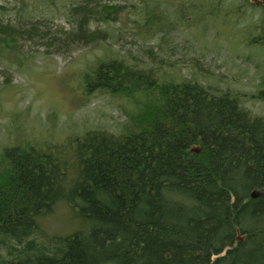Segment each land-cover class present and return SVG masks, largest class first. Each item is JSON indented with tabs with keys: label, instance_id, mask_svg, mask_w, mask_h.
I'll use <instances>...</instances> for the list:
<instances>
[{
	"label": "trees",
	"instance_id": "1",
	"mask_svg": "<svg viewBox=\"0 0 264 264\" xmlns=\"http://www.w3.org/2000/svg\"><path fill=\"white\" fill-rule=\"evenodd\" d=\"M98 3L73 5L65 34L0 22V51L88 45L102 37L91 19L109 17ZM253 39L264 43V34ZM121 68L133 67L101 65L99 87L160 94L133 131L90 130L70 157L52 147L4 150L0 264H264V117L231 90L190 79L157 84L152 69L127 78ZM60 203L74 225L46 234L41 222Z\"/></svg>",
	"mask_w": 264,
	"mask_h": 264
},
{
	"label": "rangeland",
	"instance_id": "2",
	"mask_svg": "<svg viewBox=\"0 0 264 264\" xmlns=\"http://www.w3.org/2000/svg\"><path fill=\"white\" fill-rule=\"evenodd\" d=\"M83 1L0 0V22L33 21L47 32L65 34L73 29L68 22L71 7ZM97 1L109 17L104 22L92 18L88 27L97 29L100 39L62 52L36 43L0 51V174L9 170L2 161L4 150L14 145L52 147L55 155L61 151L70 157L76 138L90 130L133 131L136 120L160 94L155 88L113 94L99 87L96 71L115 59L133 67L120 69L127 78L135 76L136 68L152 69L157 84L190 79L231 90L240 96L242 106L264 117V97L259 96L264 90V43L253 39L264 34L262 4L253 0ZM124 80L130 82L124 85H134V80ZM68 176L66 183L73 178ZM41 223L46 234H63L74 225L64 203Z\"/></svg>",
	"mask_w": 264,
	"mask_h": 264
},
{
	"label": "flooded vegetation",
	"instance_id": "3",
	"mask_svg": "<svg viewBox=\"0 0 264 264\" xmlns=\"http://www.w3.org/2000/svg\"><path fill=\"white\" fill-rule=\"evenodd\" d=\"M111 8H113V6H110ZM115 8V7H114ZM31 22V21H30Z\"/></svg>",
	"mask_w": 264,
	"mask_h": 264
},
{
	"label": "water",
	"instance_id": "4",
	"mask_svg": "<svg viewBox=\"0 0 264 264\" xmlns=\"http://www.w3.org/2000/svg\"><path fill=\"white\" fill-rule=\"evenodd\" d=\"M257 1V0H256ZM258 2V1H257ZM255 195V194H254Z\"/></svg>",
	"mask_w": 264,
	"mask_h": 264
}]
</instances>
